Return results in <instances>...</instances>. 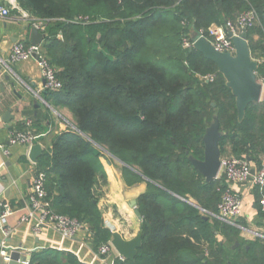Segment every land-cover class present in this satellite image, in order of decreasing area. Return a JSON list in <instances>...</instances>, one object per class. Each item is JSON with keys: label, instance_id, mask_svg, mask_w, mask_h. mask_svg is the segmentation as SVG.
Listing matches in <instances>:
<instances>
[{"label": "trees", "instance_id": "1", "mask_svg": "<svg viewBox=\"0 0 264 264\" xmlns=\"http://www.w3.org/2000/svg\"><path fill=\"white\" fill-rule=\"evenodd\" d=\"M16 2L30 20L45 23L41 47L62 82L50 94L68 111V130L36 162L54 211L86 223L94 249L110 240L99 200L107 183L103 161L116 159L127 185L144 180L147 185L137 198L142 243L127 264H264L263 239L231 249L226 243L238 239L239 229L216 218L213 231L210 217L182 200L192 198L216 212L225 187L221 176L206 182L188 159L203 158L205 99L215 101L217 111L210 115L219 119L221 155L257 165L264 155V93L239 121L216 65L181 44L183 35L252 8L258 21L245 33L258 59L257 75L264 76V0ZM207 74L214 79L201 80ZM262 194L254 188L259 218ZM203 245L207 253L200 257ZM49 253L33 252L30 264H40Z\"/></svg>", "mask_w": 264, "mask_h": 264}, {"label": "crops", "instance_id": "2", "mask_svg": "<svg viewBox=\"0 0 264 264\" xmlns=\"http://www.w3.org/2000/svg\"><path fill=\"white\" fill-rule=\"evenodd\" d=\"M2 4L11 6L9 0H2ZM32 26L30 16L24 10L11 9L9 15H0V146L8 150L4 153L0 148V201L13 209L4 224L0 221V250L4 249L9 256L17 251L20 254L18 261L28 259L29 264L33 252L46 249L50 253L40 264H71L72 261L108 264L107 260L98 256V249H94L88 230L72 238H65L48 227L42 228L39 233L33 230L35 218L31 214L29 196L33 175L38 169L36 163L28 158L29 149L23 145H10L8 134L10 130L29 128L37 136L36 143L46 150L62 132L68 130L69 124L66 108L56 104L49 91L44 93L43 78L35 58L10 60L14 42H31ZM42 51L44 53L43 48ZM5 75L8 79L4 78ZM26 122L30 125L27 126ZM103 162L107 173L104 196L101 198L103 205L100 206L103 220L109 222L111 231H118L125 239H130L140 231L141 221L134 207L138 196L146 190V181L127 185L121 169L109 161ZM251 165L256 163L251 162ZM233 188L243 195L242 218L245 221L259 218L252 200L254 189L245 184H235ZM132 200H136L135 205H131ZM259 219L263 227L252 228L264 232V218ZM4 226L10 229L8 234L2 231ZM0 264H7L1 255Z\"/></svg>", "mask_w": 264, "mask_h": 264}, {"label": "built area", "instance_id": "3", "mask_svg": "<svg viewBox=\"0 0 264 264\" xmlns=\"http://www.w3.org/2000/svg\"><path fill=\"white\" fill-rule=\"evenodd\" d=\"M10 7L2 4L0 0V15L7 16L11 9L21 10L16 0H9ZM258 21L257 13L254 9H248L240 12L234 19H227L222 24H210L205 29H199V36L205 37L211 45L221 52L234 54L235 48L228 31L233 35H239L252 28ZM42 33H44L45 23L43 21L32 22ZM191 35H183L181 44L183 48H192L193 42ZM35 58L43 78V88L49 92H57L62 88V82L57 77V69L53 67L42 51L41 43L16 41L13 43L10 52V60L21 61ZM258 61V60H257ZM257 74V72H256ZM213 74H207L201 77V80L211 81ZM258 81L262 84L264 93V76L257 75ZM29 126L30 122H26ZM37 136L33 130L27 128L24 130H10L8 134V143L10 145H23L28 149L36 143ZM4 153L8 150L0 146ZM253 170V173L251 172ZM223 176L225 187L221 190L220 199L216 205V212L213 214L218 220L225 224L242 228L240 219L242 218L243 195L233 188V185H247L249 189L258 188L262 193L264 190V155L260 156L257 165L252 166L251 162L245 157H237L232 154L221 155L220 170L218 177ZM31 214L35 218L33 230L39 233L42 228L48 227L65 238H72L88 230L86 223L65 214L54 211L47 197L45 187V174L43 171H36L32 179V191L29 196ZM261 208L264 209V195L259 200ZM13 212L12 206L0 201V221L5 223L6 218ZM104 225L110 227L109 222ZM4 234H8L10 229L6 226L2 228ZM256 237L264 240V232L251 231ZM0 255L7 264L10 257L4 249L0 250ZM98 256L102 260H107L108 264L122 263L127 264V259L117 253L110 240L98 247ZM109 258V259H108ZM20 264H29L28 259L18 261Z\"/></svg>", "mask_w": 264, "mask_h": 264}, {"label": "water", "instance_id": "4", "mask_svg": "<svg viewBox=\"0 0 264 264\" xmlns=\"http://www.w3.org/2000/svg\"><path fill=\"white\" fill-rule=\"evenodd\" d=\"M231 37L235 51L234 54L229 52L217 51L211 43L203 36L194 32L191 35L193 42L192 48L199 51L207 60L213 62L218 72L225 79L226 86L230 89L231 94L235 99V107L237 110V119L241 121L244 117L247 107L251 104L260 101L263 95L262 84L257 79L256 69L258 61L252 58L246 33L233 35L228 31ZM45 34L42 33L36 26L31 27L30 41L34 44H40ZM2 66L0 65V70ZM8 79V76H4ZM48 92L45 90L44 93ZM222 135L220 130L219 119L213 115L212 121L206 126L202 134L203 141V158L197 159L192 155L188 156L193 167L198 170L206 182H210L218 177L220 170V148L219 139ZM44 152L40 143H34L28 150V158L31 162L36 163L39 156ZM253 173V170H251ZM191 205L201 207L191 200L182 199ZM136 200H132L131 205H135ZM136 215L141 219L140 212L135 209ZM110 242L115 251L123 255L128 261L133 262L142 243V230L132 238L125 239L118 231H112ZM238 244L235 241L232 248ZM10 264H18L20 257L19 252L13 251L10 254ZM203 257V255H200Z\"/></svg>", "mask_w": 264, "mask_h": 264}, {"label": "rangeland", "instance_id": "5", "mask_svg": "<svg viewBox=\"0 0 264 264\" xmlns=\"http://www.w3.org/2000/svg\"><path fill=\"white\" fill-rule=\"evenodd\" d=\"M36 21H41V20H34V19H31V22H36ZM43 54H45V56L47 57V52H46V50H44V53ZM202 107H203V115L205 116V118L207 119V125L212 121V117H211V113H215L216 111H217V109H216V107H215V101H214V99L213 98H206L205 99V101H204V104L202 105ZM67 125V124H66ZM68 126V125H67ZM106 153V152H105ZM226 154H228L227 152H225V153H223V155H226ZM113 163H114V166L117 168V169H121V163L118 161V160H116V159H114V161H113ZM189 200H191V201H193V202H196L194 199H192V198H189ZM253 200V202H254V200H255V197H254V199H252ZM243 203H244V200H243ZM197 204V203H196ZM99 205L101 206V205H103V203H102V200H101V198H100V200H99ZM134 207V206H133ZM248 207H250V201L248 202ZM242 208H244V205L242 206ZM134 209H138L137 208V205H135V207H134ZM199 210H200V212L202 213V214H204L205 216H207V217H210V219H209V221H210V223H211V226H212V230L214 231V228H213V223L215 222V219H216V217H214V213L215 212H213V211H211L210 209H205V208H203V207H201V209L200 208H198ZM250 209V208H249ZM153 210H155V209H153ZM217 220V219H216ZM140 221H141V219H140ZM262 220L261 219H259V218H256L255 217V219H253L252 221H251V219H249V221H245L243 218H241L240 219V225L242 226V228H238L239 229V236H238V239L236 240V241H238V244H239V242H244L245 240H250V239H253V238H255L256 236L252 233V232H250L249 230H253V231H255V229H253L252 227H260V225H261V222ZM259 222V223H258ZM261 227H263L262 225H261ZM256 231H260V230H256ZM260 232H262V231H260ZM215 239H217V240H220L221 239V237L219 236V235H216L215 234ZM234 244V243H233ZM233 244H229V243H226V245H230L231 246V249H235L237 246H238V244L234 247V248H232V246H233ZM199 253H200V255H203V254H206L207 253V248H206V246H201L200 248H199Z\"/></svg>", "mask_w": 264, "mask_h": 264}]
</instances>
